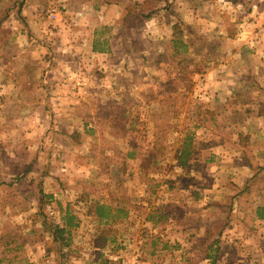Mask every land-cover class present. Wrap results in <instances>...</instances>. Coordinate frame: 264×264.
I'll return each mask as SVG.
<instances>
[{
    "label": "rangeland",
    "instance_id": "374dc122",
    "mask_svg": "<svg viewBox=\"0 0 264 264\" xmlns=\"http://www.w3.org/2000/svg\"><path fill=\"white\" fill-rule=\"evenodd\" d=\"M175 26L195 44L188 67L170 55ZM189 131L198 150L180 167ZM132 141L163 158L122 164ZM260 167L264 0H0V237L23 245L11 264H264V172L234 198ZM68 205L80 225L61 253Z\"/></svg>",
    "mask_w": 264,
    "mask_h": 264
},
{
    "label": "trees",
    "instance_id": "16d2710c",
    "mask_svg": "<svg viewBox=\"0 0 264 264\" xmlns=\"http://www.w3.org/2000/svg\"><path fill=\"white\" fill-rule=\"evenodd\" d=\"M178 26L174 27V33L169 40V43L172 47V53L171 58L174 62H178L179 64H184V67H188V61L193 60V58L190 56L189 49L195 46L190 41H187L182 38L180 31H177ZM105 44V43H104ZM94 51L103 52L104 48H100L99 45H95L93 47ZM174 97L172 95H168L163 100L160 101V104L164 110H166L165 114L168 113L169 109L172 107V102ZM161 110V113L164 112V110ZM163 111V112H162ZM163 115L158 116L157 118H162ZM196 127H200V125H195ZM92 129H89V132ZM163 133V132H162ZM154 147L159 146L158 149H156L155 152L151 150L147 151V153H142L141 149L139 148L136 141H132V143L129 144L128 150L123 153L122 151L116 152L117 159L122 161V164L127 165V161L135 160L138 157L144 158L146 163L151 165L153 163H156L158 160H161L163 158V150L164 148L159 145V142H155ZM203 147V146H202ZM200 148V147H199ZM198 150V143L196 141V138L194 136V133L188 132L187 135L180 141L179 147H178V161L180 167H187L189 165V161L192 157L195 156L196 152ZM123 165V166H124ZM264 172V168L260 167L258 169V172H256L252 177H250L242 190L237 194L234 198L238 199V201L241 202V198L245 196L248 193L252 192V189L256 183H259V177ZM37 186V185H36ZM37 192L43 196L52 198V195H45L44 190L42 187L37 186L35 187ZM96 207V216L100 218V222L103 221L106 218H109V214L111 211V207L105 204L100 203H94V206ZM91 212V206L88 207ZM119 211V210H118ZM62 224L54 225L53 227V240L55 243L60 245L61 253L66 248L69 247L72 244V231L73 229L79 227L80 221L78 217L75 215V213L71 210L70 206L68 205L64 210H62ZM255 214L259 219H264V203L257 205L255 207ZM149 220L153 221L154 218L150 217ZM155 223L162 222L161 219L154 220ZM105 240L101 242L99 239L96 240V246L101 247L105 246ZM23 245H20L19 241H16V238H10L8 237H0V264H11L15 260L19 258L18 254L13 253L19 251ZM64 257V254H63ZM207 259L211 260V264H216V260L212 259L211 255L206 256ZM19 262V261H18Z\"/></svg>",
    "mask_w": 264,
    "mask_h": 264
},
{
    "label": "built area",
    "instance_id": "2783aa9c",
    "mask_svg": "<svg viewBox=\"0 0 264 264\" xmlns=\"http://www.w3.org/2000/svg\"><path fill=\"white\" fill-rule=\"evenodd\" d=\"M130 264H145V263L141 261L139 257H136L135 260L131 262Z\"/></svg>",
    "mask_w": 264,
    "mask_h": 264
}]
</instances>
